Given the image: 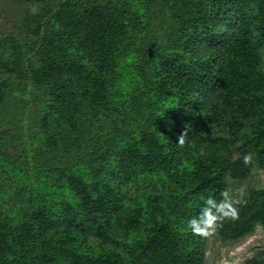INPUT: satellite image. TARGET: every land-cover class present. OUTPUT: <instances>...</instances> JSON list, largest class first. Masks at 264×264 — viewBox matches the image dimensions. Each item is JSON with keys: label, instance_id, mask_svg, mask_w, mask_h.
Returning a JSON list of instances; mask_svg holds the SVG:
<instances>
[{"label": "rangeland", "instance_id": "obj_1", "mask_svg": "<svg viewBox=\"0 0 264 264\" xmlns=\"http://www.w3.org/2000/svg\"><path fill=\"white\" fill-rule=\"evenodd\" d=\"M208 3L210 0H0V37L12 40L7 42L8 49H0V55L28 71L23 78L0 74V237L12 238L20 223L42 205L52 214L49 251L58 258L49 264H90L111 251L124 264H131L127 258L136 260L149 244V234L153 235L147 229L155 231L158 224L169 225L175 236L182 235L185 240L181 243L200 238L187 222L192 217L200 219L202 213L192 216L182 208L201 206L203 198L190 197L187 202L185 187H178L164 171L151 174L152 185L146 173L140 174L144 178L135 176L121 183L115 177L128 151H147L146 135L163 139L171 135L172 127L164 125L160 112L163 102L154 90L159 60L182 43L190 7L199 5L205 10ZM99 44H109L110 52H99ZM261 56L258 69L264 73V47ZM99 58L105 60V70H100ZM63 61H77L87 70L77 84L80 99L74 124L67 115H54L47 86L33 79L36 68ZM108 71L113 78L107 87H100L97 96L96 76ZM205 132L217 135L220 129L206 125ZM205 150L202 147L200 152ZM195 154L196 149L185 154L186 173ZM108 180L118 183L123 204L120 214L127 224H114L108 243L80 237L71 255L61 245L66 236L63 206L77 204L78 184L98 194ZM258 189H264V168L254 162L246 178L227 177L222 202L248 197ZM138 210L139 223L131 226L128 213ZM215 226L203 239L200 264H247L255 258L264 264V224L235 241L221 238ZM141 264L153 261L147 257Z\"/></svg>", "mask_w": 264, "mask_h": 264}, {"label": "trees", "instance_id": "obj_2", "mask_svg": "<svg viewBox=\"0 0 264 264\" xmlns=\"http://www.w3.org/2000/svg\"><path fill=\"white\" fill-rule=\"evenodd\" d=\"M185 16L182 43L160 57L159 78L154 87L158 100L163 102L160 111L163 123L172 127L171 135L165 139L146 135L147 151H128L118 165L121 171L115 179L129 181L146 173L152 185L151 174L164 171L178 187H185L183 198L187 196V202H191L190 197L203 198L201 206L182 208L193 216L198 212L203 215L205 209L215 212L221 206L227 177L246 178L254 162L264 168V73L258 69L264 47V0H210L205 10L199 5L192 6ZM11 41L9 37H0V49H8L7 42ZM97 48L99 52L106 53L107 49L110 52L109 44H99ZM104 62L99 58L100 70H105L102 69ZM86 71L77 61H63L36 68L33 75L35 83L47 86L54 115H67L70 124L75 123L80 99L77 84L86 77ZM27 73L0 55V74L23 78ZM112 78L109 71L96 76L94 88L99 89H94V93L100 95V87H107ZM206 125L218 127L220 132L211 135L205 132ZM202 147L206 148L204 152H200ZM191 149H196L197 154L190 172L186 173L183 159ZM117 184L108 180L98 194H91L78 184L77 204L63 206L61 221L66 236L61 239V245L71 255L80 237L108 243L114 224H127L120 214L123 204ZM234 200L236 215L218 219L215 227L221 238L235 241L252 232L258 224H264V189L253 190L248 197ZM128 214L131 226L137 225L140 210L136 216L133 211ZM51 215L49 208L41 205L28 220L20 223L12 238L2 234L0 264H49L58 260L49 251ZM157 226L155 231L147 229L153 235L149 234L150 242L137 254L136 260L127 258L131 264H141L147 257L153 264H200L202 242L208 234L200 233L197 240L181 243L185 238L173 235L169 225ZM86 249L95 250L91 246ZM121 260L111 251L90 264H124ZM246 263L258 264L259 260L249 259Z\"/></svg>", "mask_w": 264, "mask_h": 264}, {"label": "clouds", "instance_id": "obj_3", "mask_svg": "<svg viewBox=\"0 0 264 264\" xmlns=\"http://www.w3.org/2000/svg\"><path fill=\"white\" fill-rule=\"evenodd\" d=\"M181 142H183V137L181 136ZM248 160V157H245ZM211 202V201H210ZM235 200H225L222 202V206H218L217 210L214 212L212 209H205V213L200 216V219L190 218L188 220V226L193 232L201 233L207 235L210 231L214 229L215 221L218 219H223L225 216L236 215V209L234 204Z\"/></svg>", "mask_w": 264, "mask_h": 264}]
</instances>
